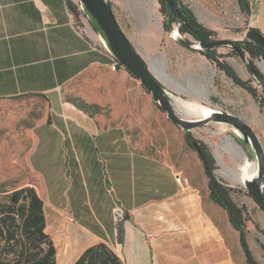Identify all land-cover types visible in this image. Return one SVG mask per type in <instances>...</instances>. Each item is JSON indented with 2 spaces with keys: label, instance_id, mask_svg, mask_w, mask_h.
I'll use <instances>...</instances> for the list:
<instances>
[{
  "label": "crops",
  "instance_id": "1",
  "mask_svg": "<svg viewBox=\"0 0 264 264\" xmlns=\"http://www.w3.org/2000/svg\"><path fill=\"white\" fill-rule=\"evenodd\" d=\"M67 2L0 0V103L22 96L46 103L31 127L28 159L56 264H72L99 242L124 264H246L238 231L208 192L176 161L131 145L124 122L135 119V78L123 67L111 69L110 55L78 24ZM249 3L250 13L241 12L243 35L228 39H245L249 27L264 36V0ZM77 79L79 99L104 113L91 114L67 98ZM238 168L233 184L241 183ZM248 198L242 204L257 205ZM115 203L126 215L122 243ZM252 229L247 226L249 247Z\"/></svg>",
  "mask_w": 264,
  "mask_h": 264
},
{
  "label": "rangeland",
  "instance_id": "2",
  "mask_svg": "<svg viewBox=\"0 0 264 264\" xmlns=\"http://www.w3.org/2000/svg\"><path fill=\"white\" fill-rule=\"evenodd\" d=\"M113 1L114 14L123 32L159 74L176 104L179 98H182L238 114L257 133L264 146V102L257 101L245 89L236 85L201 52L191 50L178 42L179 36L191 42L193 39L188 33L174 36L173 32L178 29V22H172L170 30H165V8L158 0ZM182 1L191 7L204 26L216 32L213 39L243 35V30L246 29L244 15L237 0ZM230 50L231 48L227 46L218 47L219 52L228 54L225 59L235 68L238 75L242 79H250L251 84L261 94L263 90L248 71L246 64L238 55L230 53ZM245 56L248 60L249 56L247 54ZM254 63L264 73V61L255 59ZM129 76L135 78L131 74ZM133 85L132 97L135 107L132 111L135 119L131 121L126 119L124 122L131 145L139 152L162 155L176 161L186 177L191 179L201 192H208L207 178L201 163L196 152L185 142L183 130L168 120L138 79L135 78ZM79 86L80 82L77 79L66 89L67 98L77 100ZM206 88H209L208 99H205ZM122 106L120 111L123 110ZM45 110L46 103L40 96H22L0 103V201L12 190L34 183V174L28 159L32 146L31 127L44 115ZM105 111L102 109L95 113ZM127 114L131 115L130 112ZM129 116L127 115L128 118ZM190 132L194 138L209 145L216 156L215 172L227 184H233L236 180L234 179L236 168L247 164L256 168L254 154L247 145L240 143L238 133L231 126L209 122L193 128ZM225 136L231 137L244 150L245 158L229 146ZM236 171L238 174V169ZM233 186L238 188V191L232 192L234 200L239 204L245 200L249 202L250 196L244 184L237 183ZM246 207L250 217L247 226L254 230L249 234L254 236L250 249L254 257L264 264V249L256 241L258 238L264 244V212L257 205ZM252 221L257 222L263 232L257 230Z\"/></svg>",
  "mask_w": 264,
  "mask_h": 264
},
{
  "label": "trees",
  "instance_id": "3",
  "mask_svg": "<svg viewBox=\"0 0 264 264\" xmlns=\"http://www.w3.org/2000/svg\"><path fill=\"white\" fill-rule=\"evenodd\" d=\"M173 1L177 5L183 18L181 24L178 26L181 34L188 33L195 39L203 42L214 40L213 37L216 35V32L204 26L187 3L182 0ZM67 3L76 21L80 22L79 17L81 12L78 7L70 0ZM237 3L242 13H250L251 4L249 0H237ZM160 4L163 5V3ZM175 21L180 23L177 17L167 20L169 26L167 27L164 24L165 30L169 31L172 22ZM94 27L100 32L95 24ZM248 31L250 34L253 32L261 34L254 27H249ZM237 46L244 55L247 54L249 56L248 62L251 64H255V59H262L264 61V48L261 45L255 43H237ZM230 53L237 55L232 48ZM202 54L218 70L231 78L236 85L251 94L254 99L264 102V92L259 94L251 84L250 79H242L235 68L225 59L228 54L219 52L218 46L204 48ZM117 66L118 68L122 67L120 63ZM255 67L260 76L264 78V73L260 71L256 64ZM128 73L131 74L130 72ZM131 76L133 75L131 74ZM74 102L79 108L91 114L101 109L98 105L88 104L79 98ZM183 137L187 144L192 140H195L197 143L196 148L188 145L190 149L196 152L203 173L207 178L208 196L226 212L230 224L238 231L239 243L243 250L246 264H261L254 257L247 242V221L250 220L247 207L245 204L237 203L232 196V192L238 191V188L227 184L222 178L217 176L215 172L216 159L207 143L194 138L190 131H183ZM252 222L257 230L263 232L257 222ZM45 227L46 221L43 211V200L33 185H24L6 194L4 199L0 201V264H56L55 246L50 235L45 231ZM117 241L119 243L123 241V226L121 222L117 223ZM256 241L264 249V244L258 238ZM72 264L124 263L106 243L99 242L86 248Z\"/></svg>",
  "mask_w": 264,
  "mask_h": 264
},
{
  "label": "water",
  "instance_id": "4",
  "mask_svg": "<svg viewBox=\"0 0 264 264\" xmlns=\"http://www.w3.org/2000/svg\"><path fill=\"white\" fill-rule=\"evenodd\" d=\"M85 14L91 18L95 26L102 33L107 47L114 55L115 59L137 78L141 86L151 95L152 100L166 114V117L173 124L178 126L183 131H191L193 128L206 123H224L231 126L240 137L241 142L247 145L252 153L257 164V173L251 179L244 181L246 192L255 201L258 207L264 212V146L251 126L238 114L213 108V112L204 118L193 117L178 109L175 100L172 99L167 86L162 82L159 74L151 67L150 63L141 55L135 48L132 41L127 37L120 27L115 14L113 12L109 0H79ZM159 3H165L167 8L164 12V24L169 26L167 20L178 17L181 24L183 18L179 12L177 5L173 0H158ZM176 34L180 35L179 30ZM174 34V33H173ZM174 34V36H176ZM178 42L187 46L191 50H196L202 53V50L207 47L227 46L236 52L240 57L253 78L259 83L264 92V78H262L255 67L246 59L237 43H255L264 48V36L259 33H247L245 39H214L212 41L203 42L193 37L190 40H184L180 36ZM258 68L259 66L256 65ZM260 69V68H259ZM261 71V70H260ZM188 144L196 148L195 140L189 141ZM215 159L216 156L213 153Z\"/></svg>",
  "mask_w": 264,
  "mask_h": 264
},
{
  "label": "bare ground",
  "instance_id": "5",
  "mask_svg": "<svg viewBox=\"0 0 264 264\" xmlns=\"http://www.w3.org/2000/svg\"><path fill=\"white\" fill-rule=\"evenodd\" d=\"M173 33L176 34L177 33L176 30ZM197 91H199V90H197ZM208 91H209V88H206L205 99L209 98L208 97V95H209ZM203 92H205V91H203ZM176 105H177L178 109H180L182 112L184 111L186 114L192 115L193 117H197V118H204L206 116H209L213 112L212 107H208V106H205L204 104H201V103H198L195 101L185 100L182 98H179L178 104H176ZM225 139H226V142L229 144V146L236 149V151H238L240 154H242L243 157L245 158L244 150L237 143H235L231 139V137L225 136ZM256 173H257V164H256V168L254 166H252L251 164L243 165L241 168H238V174H237L238 180L244 184L245 180L253 178L254 176H256Z\"/></svg>",
  "mask_w": 264,
  "mask_h": 264
},
{
  "label": "built area",
  "instance_id": "6",
  "mask_svg": "<svg viewBox=\"0 0 264 264\" xmlns=\"http://www.w3.org/2000/svg\"><path fill=\"white\" fill-rule=\"evenodd\" d=\"M78 5H79V9L81 11H83L82 9V6L80 4V1L79 0H76ZM80 22L82 24V28L85 29V31L89 34V35H94V38H95V42L98 43V45L104 49L111 57V64H110V67L112 70H116L118 68L117 64L119 63L114 55L112 54V52L109 50V48L107 47V44L104 40V37L102 35V33L96 31L95 29H91V27L89 26L88 24V21H87V17H85V15H81V18H80ZM181 179V176L179 174L176 175V180L179 181ZM113 215H114V220L116 223H119L121 222L124 217H125V210L124 208L122 207L121 204L119 203H115L114 207H113Z\"/></svg>",
  "mask_w": 264,
  "mask_h": 264
},
{
  "label": "flooded vegetation",
  "instance_id": "7",
  "mask_svg": "<svg viewBox=\"0 0 264 264\" xmlns=\"http://www.w3.org/2000/svg\"><path fill=\"white\" fill-rule=\"evenodd\" d=\"M164 8H165V10H166V8H167V5L165 4V3H163V5H162ZM178 18V17H177Z\"/></svg>",
  "mask_w": 264,
  "mask_h": 264
}]
</instances>
